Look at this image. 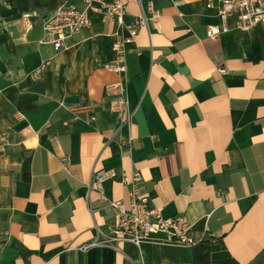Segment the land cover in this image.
<instances>
[{
    "label": "crops",
    "instance_id": "crops-1",
    "mask_svg": "<svg viewBox=\"0 0 264 264\" xmlns=\"http://www.w3.org/2000/svg\"><path fill=\"white\" fill-rule=\"evenodd\" d=\"M66 2L81 6L0 0V264H191L192 245L79 248L96 226L116 225L100 191L128 207L133 173L163 217L184 215L194 244L206 234L221 242L210 264H264L262 28L205 38L218 0H126V22L149 5L159 15L116 72L104 66L116 24L95 11L54 49L40 19ZM114 83L135 108L128 126L112 108Z\"/></svg>",
    "mask_w": 264,
    "mask_h": 264
},
{
    "label": "built area",
    "instance_id": "built-area-1",
    "mask_svg": "<svg viewBox=\"0 0 264 264\" xmlns=\"http://www.w3.org/2000/svg\"><path fill=\"white\" fill-rule=\"evenodd\" d=\"M81 6L66 2L40 19L43 31L52 36V45L55 50L66 48L67 39L72 35L90 27L91 11L101 15L102 20L116 24V29L110 34L116 36L113 49L116 56L112 61L104 63V66L112 71L120 72L124 69V58L127 45H130L137 36L141 27L147 26L150 17H157L158 11L149 5L148 12L141 10L133 14L129 22L125 19L130 16L126 0H78ZM218 21L209 24L205 29V38H217L227 33L231 27L242 31L251 30L257 26L264 31V0H218ZM140 4V0H137ZM141 5V4H140ZM36 15L35 11L24 13L22 20L26 29H30L33 23L29 16ZM151 15V16H150ZM233 19V26L228 20ZM120 29H124V33ZM108 93L114 96L112 108L117 111L122 125H130L135 108L132 107L124 92V86L120 83L109 85ZM74 118H77L74 116ZM91 115L90 119L94 120ZM104 179L100 171L92 172L89 188L99 191V183ZM138 176L133 173L128 184V207H124L121 201L110 200L100 191V198L109 207L118 209L117 223L109 233H104L96 226V236L81 245L79 248L86 250L89 247L105 245L121 251L120 244L129 242L136 247L144 242L167 243L176 245H194L190 234V224L182 214L163 217L161 210L149 203L148 195L137 186Z\"/></svg>",
    "mask_w": 264,
    "mask_h": 264
},
{
    "label": "trees",
    "instance_id": "trees-1",
    "mask_svg": "<svg viewBox=\"0 0 264 264\" xmlns=\"http://www.w3.org/2000/svg\"><path fill=\"white\" fill-rule=\"evenodd\" d=\"M222 244L213 241L207 234L193 245V259L191 264H210V253L221 249Z\"/></svg>",
    "mask_w": 264,
    "mask_h": 264
}]
</instances>
